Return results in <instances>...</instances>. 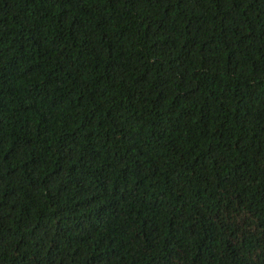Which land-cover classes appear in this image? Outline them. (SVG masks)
<instances>
[{
    "label": "trees",
    "instance_id": "trees-1",
    "mask_svg": "<svg viewBox=\"0 0 264 264\" xmlns=\"http://www.w3.org/2000/svg\"><path fill=\"white\" fill-rule=\"evenodd\" d=\"M0 264H264V0H0Z\"/></svg>",
    "mask_w": 264,
    "mask_h": 264
}]
</instances>
